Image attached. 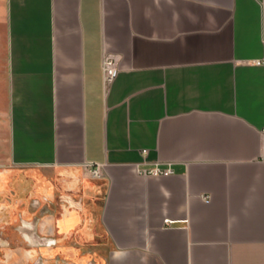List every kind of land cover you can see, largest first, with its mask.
I'll return each mask as SVG.
<instances>
[{"label": "crops", "instance_id": "0c3cea01", "mask_svg": "<svg viewBox=\"0 0 264 264\" xmlns=\"http://www.w3.org/2000/svg\"><path fill=\"white\" fill-rule=\"evenodd\" d=\"M3 122L12 164L83 191L48 220L59 243L100 231L108 264H264V0H0Z\"/></svg>", "mask_w": 264, "mask_h": 264}, {"label": "rangeland", "instance_id": "374dc122", "mask_svg": "<svg viewBox=\"0 0 264 264\" xmlns=\"http://www.w3.org/2000/svg\"><path fill=\"white\" fill-rule=\"evenodd\" d=\"M62 184L54 171L49 174L41 166L19 167L11 163L7 126L3 122L0 128V264H36V258L42 255L46 258L45 264L109 263L102 255L110 252L111 246L100 231L91 241L79 232L65 243H58L52 259L46 255L51 253L50 249L36 246L39 236L50 235L49 218L60 215L68 200L87 206L80 200L83 191H68ZM37 200L41 202L38 206L34 205ZM71 225V218L61 223V227Z\"/></svg>", "mask_w": 264, "mask_h": 264}, {"label": "built area", "instance_id": "2783aa9c", "mask_svg": "<svg viewBox=\"0 0 264 264\" xmlns=\"http://www.w3.org/2000/svg\"><path fill=\"white\" fill-rule=\"evenodd\" d=\"M119 56L115 53L105 52L102 57V69L105 84H110L113 82L118 74H119ZM257 64H261L260 61L256 62ZM89 175L93 178H100L102 176V165L90 163L86 166ZM136 169L138 173L145 176H170L175 173V169L171 164L162 165L159 163H155L152 165L147 164H137ZM204 199H209L208 196H204ZM38 200L35 201L34 204H37ZM168 225L173 224V221L166 219L165 220Z\"/></svg>", "mask_w": 264, "mask_h": 264}, {"label": "flooded vegetation", "instance_id": "af4514ba", "mask_svg": "<svg viewBox=\"0 0 264 264\" xmlns=\"http://www.w3.org/2000/svg\"><path fill=\"white\" fill-rule=\"evenodd\" d=\"M48 201V198L46 199ZM41 202L40 200H38V203L37 204H34V205H40ZM25 223V222H24ZM23 225L26 226V223ZM35 241H38L39 244H37L36 246H39V247H44L42 249L44 250H47V249H50V252L51 253H46L47 257H49L50 259H52L54 257V252H55V248L56 246L58 245L59 241L55 238V237H46V236H39L38 239H36ZM35 263L36 264H45L46 263V258L42 255V256H38L35 260Z\"/></svg>", "mask_w": 264, "mask_h": 264}]
</instances>
